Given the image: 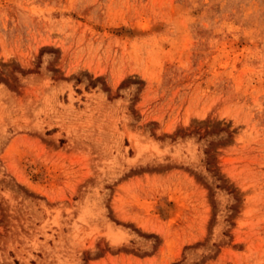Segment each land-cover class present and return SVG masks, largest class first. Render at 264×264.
Returning a JSON list of instances; mask_svg holds the SVG:
<instances>
[{
    "label": "rangeland",
    "instance_id": "rangeland-1",
    "mask_svg": "<svg viewBox=\"0 0 264 264\" xmlns=\"http://www.w3.org/2000/svg\"><path fill=\"white\" fill-rule=\"evenodd\" d=\"M0 264H264V0H0Z\"/></svg>",
    "mask_w": 264,
    "mask_h": 264
},
{
    "label": "bare ground",
    "instance_id": "bare-ground-1",
    "mask_svg": "<svg viewBox=\"0 0 264 264\" xmlns=\"http://www.w3.org/2000/svg\"><path fill=\"white\" fill-rule=\"evenodd\" d=\"M33 166V165H32Z\"/></svg>",
    "mask_w": 264,
    "mask_h": 264
}]
</instances>
